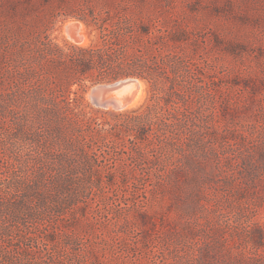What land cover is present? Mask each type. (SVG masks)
Instances as JSON below:
<instances>
[{
    "label": "rangeland",
    "instance_id": "obj_1",
    "mask_svg": "<svg viewBox=\"0 0 264 264\" xmlns=\"http://www.w3.org/2000/svg\"><path fill=\"white\" fill-rule=\"evenodd\" d=\"M139 3L0 0V264H196L208 245L225 255L257 251L253 229L264 230V0ZM140 15L152 34L185 32L176 46L193 70L190 108L202 133L198 146L187 136L181 141L193 159L178 188L125 183L119 173L109 182L119 164L132 163L133 135L114 144L97 121L84 128L71 112L56 123L35 119L33 93L50 85L39 74L46 46H86L100 40V24ZM141 82V102L126 110L145 102ZM112 83L89 88L85 101L93 108L84 117L114 124L112 113L126 111L93 103L92 90Z\"/></svg>",
    "mask_w": 264,
    "mask_h": 264
},
{
    "label": "trees",
    "instance_id": "obj_2",
    "mask_svg": "<svg viewBox=\"0 0 264 264\" xmlns=\"http://www.w3.org/2000/svg\"><path fill=\"white\" fill-rule=\"evenodd\" d=\"M133 1L138 5L146 2L121 0L127 4ZM142 18V15L119 18L110 28L100 24V40L86 46H46L39 54V74H47L50 85H39L33 93L37 105L35 119L37 122L56 123L69 118L66 112H71L78 116L77 122L85 123L82 125L84 128L87 123L97 121V131L103 132L106 138L105 132L110 133L114 144L124 134L133 135L136 144L132 163L125 161L119 164L109 174V182L117 181L119 173L125 183L133 178L147 185L178 188L193 159L181 141L187 136V140L193 139L198 146V135L202 133L196 128L197 118L192 117L190 108L194 91L189 78L193 70L176 46L183 40L185 32L174 29L168 34H152L149 23ZM82 20L87 21L86 18ZM125 78H137L147 84L148 96L142 105L112 113L116 118L114 124L84 117L85 108L92 107L85 101L90 87ZM149 153L154 155L149 157ZM89 166H93L92 162L88 165L90 169ZM142 166L148 167L142 169ZM136 168L143 172L140 178H136ZM253 234L257 248L254 254L225 255L208 245L200 248L195 263L264 264V230L256 226Z\"/></svg>",
    "mask_w": 264,
    "mask_h": 264
},
{
    "label": "water",
    "instance_id": "obj_3",
    "mask_svg": "<svg viewBox=\"0 0 264 264\" xmlns=\"http://www.w3.org/2000/svg\"><path fill=\"white\" fill-rule=\"evenodd\" d=\"M141 80L125 78L109 85H98L91 97L93 103L102 108L113 107L119 109L121 104H127L136 99L140 93Z\"/></svg>",
    "mask_w": 264,
    "mask_h": 264
},
{
    "label": "bare ground",
    "instance_id": "obj_4",
    "mask_svg": "<svg viewBox=\"0 0 264 264\" xmlns=\"http://www.w3.org/2000/svg\"><path fill=\"white\" fill-rule=\"evenodd\" d=\"M68 29H71V27H68ZM71 31V30H70ZM140 84V93L138 95V97L136 99H134L133 101H131L130 103H127V104H121L120 105V108L119 109H114L113 107H108L106 109H110V110H116V111H120V110H126V109H129V108H132L136 105H138L143 96L141 95V92H142V88L144 89V84L143 83H139ZM94 95V93H92V96ZM141 95V96H140ZM95 96V95H94Z\"/></svg>",
    "mask_w": 264,
    "mask_h": 264
}]
</instances>
